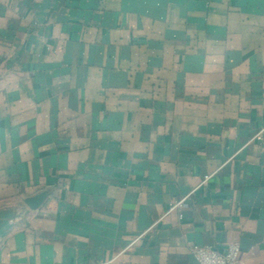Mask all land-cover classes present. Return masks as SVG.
Wrapping results in <instances>:
<instances>
[{"label":"crops","instance_id":"crops-1","mask_svg":"<svg viewBox=\"0 0 264 264\" xmlns=\"http://www.w3.org/2000/svg\"><path fill=\"white\" fill-rule=\"evenodd\" d=\"M230 242L264 264V0H0V264Z\"/></svg>","mask_w":264,"mask_h":264},{"label":"built area","instance_id":"built-area-1","mask_svg":"<svg viewBox=\"0 0 264 264\" xmlns=\"http://www.w3.org/2000/svg\"><path fill=\"white\" fill-rule=\"evenodd\" d=\"M206 175L205 179H209ZM192 253L196 264H239L241 245L238 242H230L225 250L221 251L212 246L196 244L192 247Z\"/></svg>","mask_w":264,"mask_h":264},{"label":"water","instance_id":"water-1","mask_svg":"<svg viewBox=\"0 0 264 264\" xmlns=\"http://www.w3.org/2000/svg\"><path fill=\"white\" fill-rule=\"evenodd\" d=\"M41 198H42V196L39 195L37 197H34L33 199H30L28 202H29L30 205H32L33 207H35V206H37L40 203Z\"/></svg>","mask_w":264,"mask_h":264}]
</instances>
